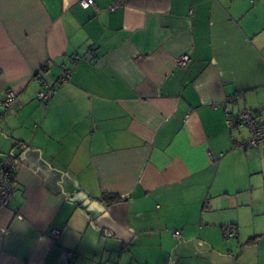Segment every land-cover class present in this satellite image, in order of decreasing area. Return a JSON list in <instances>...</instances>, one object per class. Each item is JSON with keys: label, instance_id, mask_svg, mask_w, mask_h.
Segmentation results:
<instances>
[{"label": "crops", "instance_id": "0c3cea01", "mask_svg": "<svg viewBox=\"0 0 264 264\" xmlns=\"http://www.w3.org/2000/svg\"><path fill=\"white\" fill-rule=\"evenodd\" d=\"M79 2L0 0V264H264V0Z\"/></svg>", "mask_w": 264, "mask_h": 264}, {"label": "built area", "instance_id": "2783aa9c", "mask_svg": "<svg viewBox=\"0 0 264 264\" xmlns=\"http://www.w3.org/2000/svg\"><path fill=\"white\" fill-rule=\"evenodd\" d=\"M80 6L83 9H86L90 6H93V0H80ZM113 11V9H111ZM190 63V57L184 55L177 59L176 65L180 69H186ZM70 75V69L64 68L60 71L57 78L56 84L51 88H45L38 92L37 98L41 104H45L52 95V92L59 87L65 86L68 83ZM239 94L227 99L228 104H235ZM15 103V95L12 92L7 93L2 101H0V107L3 110L10 109ZM225 123L226 127L229 130H235L238 128H245L249 132V139L242 142V146L247 149H258L260 146H264V124L260 122L259 117L256 114H253L250 111H241L236 116H231V113L228 109H225ZM16 171L15 165L12 160H4L0 164V209H5L8 207L11 199L16 195ZM17 219H21L20 216H17ZM58 232L53 230L51 236L56 238ZM174 237L178 236V232L173 233ZM235 230L233 227H226L223 230V237L225 239L234 237ZM72 260H76L77 257L75 254L69 252L67 254Z\"/></svg>", "mask_w": 264, "mask_h": 264}, {"label": "rangeland", "instance_id": "374dc122", "mask_svg": "<svg viewBox=\"0 0 264 264\" xmlns=\"http://www.w3.org/2000/svg\"><path fill=\"white\" fill-rule=\"evenodd\" d=\"M244 131V133H243V135H249L248 133V131H247V129H244L243 130ZM246 135V136H247ZM258 201H260V206H261V214H264V197H262L260 200H257V202ZM256 203V202H255ZM255 205V204H254ZM258 230L259 231H261V232H264V227H260V228H258ZM250 234H253V230H251V228L249 229V228H244L243 230H242V236L244 237V238H249V236H251ZM262 243H264V242H261V244L260 245H262ZM239 254V252H237V255Z\"/></svg>", "mask_w": 264, "mask_h": 264}, {"label": "trees", "instance_id": "16d2710c", "mask_svg": "<svg viewBox=\"0 0 264 264\" xmlns=\"http://www.w3.org/2000/svg\"><path fill=\"white\" fill-rule=\"evenodd\" d=\"M253 114H256L257 116H258V113L257 112H252ZM259 117V116H258ZM105 199L108 201V202H111V201H117V200H119L120 198L119 197H117V196H109V195H106L105 196ZM253 240V239H252ZM248 242H251V240L250 241H248Z\"/></svg>", "mask_w": 264, "mask_h": 264}]
</instances>
